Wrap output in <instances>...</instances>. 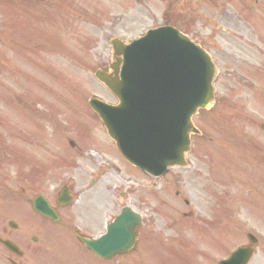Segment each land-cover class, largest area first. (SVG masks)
<instances>
[{
  "label": "rangeland",
  "instance_id": "374dc122",
  "mask_svg": "<svg viewBox=\"0 0 264 264\" xmlns=\"http://www.w3.org/2000/svg\"><path fill=\"white\" fill-rule=\"evenodd\" d=\"M23 3L21 8L19 0H0V135L3 134L0 142L14 143L13 151L19 144L29 145L31 156L28 148H20L25 153L24 161L34 159L37 165L23 171L11 169L9 175L17 178L18 172H22L20 179L36 181L42 192L54 180L64 182L68 178L65 174L72 175L80 193L77 213L85 216H79L75 222L90 234L103 232L120 208L133 204L128 188L134 185L129 181L139 180L143 185L135 201L149 207L148 212L142 211L153 222L146 223L143 229L147 232L140 246L141 254L138 251L122 256L111 264H179L177 256L167 254L162 244L148 241L149 237L176 240L169 245L181 246L186 228L191 239L196 231L201 233V224L207 222H211L206 225L211 240L205 244L199 236L194 252H204L205 257L198 262L219 264L237 247L247 245L246 235L252 234L259 243L251 264H264V19L252 15L264 14V0H23ZM161 3L166 4L167 12L195 19L194 29L182 26L181 30H192L191 34L201 43H214L212 49L217 51L222 70L219 98L224 101L217 113H205L197 120L204 137L193 138L191 167L174 171L181 179L178 186L186 191L181 196L189 198L193 205L188 208L174 205L170 211L163 210L162 201L164 196H175V181L168 185V192L167 185L160 183L159 189L153 191L151 204L145 203L149 197L144 185L149 183L143 182L141 174L122 161L87 103L92 96L114 102L94 76L100 66L111 61L109 40L136 39L162 24ZM221 27L229 33L220 31ZM9 97L16 101L15 105L2 103ZM233 108L237 110L232 111ZM228 124L235 128L233 134H228ZM229 135L234 136V145L229 143L232 142ZM70 141L76 146L71 147ZM215 142L218 143L214 145ZM93 144L99 148V156L91 155L96 152ZM228 147L231 152L225 149ZM33 150L39 155H34ZM211 150L224 159L212 157L208 153ZM13 151L10 149V154ZM2 152L0 148V155L10 156ZM18 155L21 156L12 153L15 159ZM62 158L66 162L53 171L51 167ZM43 161L48 163L40 165ZM41 167L47 168L43 178ZM173 176L175 179L173 174L169 178ZM32 190L31 196L35 193ZM200 198L206 202H200ZM30 209L28 206L27 216L32 218ZM191 210L194 218L180 220L185 229H179L174 222L180 211ZM46 227L54 238L49 242L42 237L43 249L36 250L41 252L40 257L46 255L38 264H61L64 260L70 263L72 259L75 264L99 263L76 246L85 255L79 258L73 244ZM60 238L64 240L53 243ZM182 254L186 256L184 251ZM160 257L164 260L160 261ZM183 261L191 263L187 257Z\"/></svg>",
  "mask_w": 264,
  "mask_h": 264
},
{
  "label": "water",
  "instance_id": "95a60500",
  "mask_svg": "<svg viewBox=\"0 0 264 264\" xmlns=\"http://www.w3.org/2000/svg\"><path fill=\"white\" fill-rule=\"evenodd\" d=\"M179 44L187 47L180 34L158 30L124 49L126 64L130 66L131 62L141 74L140 87L135 86L132 91L129 83L110 82L116 94L123 96L121 105L117 108L101 105L97 111L126 156L136 158V150H127L123 143L130 132H145L144 137L150 142L168 141L176 156H180L192 129L191 116L198 108H207L212 99L208 73L204 78L197 68L183 73L188 66L174 58ZM129 140L134 141L133 136ZM134 225L135 217L124 211L102 242L111 252H127L132 247ZM250 255L240 249L226 264H246Z\"/></svg>",
  "mask_w": 264,
  "mask_h": 264
},
{
  "label": "flooded vegetation",
  "instance_id": "af4514ba",
  "mask_svg": "<svg viewBox=\"0 0 264 264\" xmlns=\"http://www.w3.org/2000/svg\"><path fill=\"white\" fill-rule=\"evenodd\" d=\"M65 207L60 206L59 209ZM21 209H23V203L19 197H16L13 189H9L0 183V246L2 245L0 250L3 249L6 253V255L0 253V262L20 264V261L29 255L28 252H22L19 248L21 243L27 242L26 237L19 234L21 228L23 229L24 218ZM6 241H12L20 251L12 253L3 244ZM31 241L34 242L35 240L32 239Z\"/></svg>",
  "mask_w": 264,
  "mask_h": 264
}]
</instances>
